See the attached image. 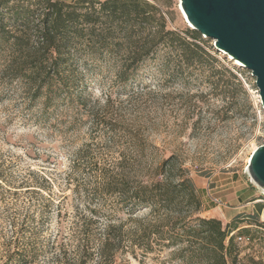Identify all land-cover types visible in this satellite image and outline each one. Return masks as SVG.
Returning a JSON list of instances; mask_svg holds the SVG:
<instances>
[{
  "label": "rangeland",
  "instance_id": "1",
  "mask_svg": "<svg viewBox=\"0 0 264 264\" xmlns=\"http://www.w3.org/2000/svg\"><path fill=\"white\" fill-rule=\"evenodd\" d=\"M178 1L161 0L168 3L163 8L169 11V27L192 28ZM202 38L221 64L238 66L214 48L213 39ZM165 51L158 50L122 77L120 53L81 49L70 59L67 83L44 102L27 88L24 77L11 71L10 50L0 42V170L11 186L25 185L21 182L26 180L53 197L48 216L39 223L40 234L48 236L68 232L79 211L95 207L104 217L121 204L115 194L96 189L100 168L124 158L146 178L161 160L172 157L193 181L203 211L244 204L235 232L250 234L252 242L237 243L235 264H264V194L258 188L254 202L243 195L253 184L246 171L248 159L264 136L254 77L248 70V78L238 74L242 87L234 79L224 84L208 70L179 65ZM13 200H0V236L11 235L13 212L25 211L24 196ZM259 204L263 208L257 213ZM124 208L118 212L122 220L127 216ZM203 211L199 215L207 217ZM146 212L140 209L138 214ZM172 250L136 247L133 253H121L117 263L197 264Z\"/></svg>",
  "mask_w": 264,
  "mask_h": 264
},
{
  "label": "trees",
  "instance_id": "2",
  "mask_svg": "<svg viewBox=\"0 0 264 264\" xmlns=\"http://www.w3.org/2000/svg\"><path fill=\"white\" fill-rule=\"evenodd\" d=\"M165 3L0 0V42L10 50L11 71L24 77L27 88L44 102L67 83L70 59L81 49L120 53L122 77L164 49L179 65L208 70L224 84L234 79L242 87L238 74L248 78V70L221 64L197 30L170 28L169 11L163 8L169 0ZM135 170L124 158L100 168L96 189L115 194L121 204L104 217L95 207L79 211L68 232L57 230L48 236L40 234L39 223L48 216L53 197L26 180L21 182L25 185L11 186V179L0 170V200L14 202L20 196L27 200L24 212L11 215V235L0 236V264H129L117 263L118 256L125 251L133 253L136 247L152 251L155 246L174 248L173 253L186 262L236 263L235 237L247 234L235 232L242 218L239 214L225 224L199 215L203 208L194 183L185 169L172 163V157L161 160L146 178ZM122 206L125 220L118 216ZM262 208L259 204L257 213ZM140 209H147L146 214L140 216Z\"/></svg>",
  "mask_w": 264,
  "mask_h": 264
},
{
  "label": "water",
  "instance_id": "3",
  "mask_svg": "<svg viewBox=\"0 0 264 264\" xmlns=\"http://www.w3.org/2000/svg\"><path fill=\"white\" fill-rule=\"evenodd\" d=\"M184 18L216 50L237 60L254 77L264 112V0H179ZM250 181L264 191L263 143L246 166Z\"/></svg>",
  "mask_w": 264,
  "mask_h": 264
},
{
  "label": "crops",
  "instance_id": "4",
  "mask_svg": "<svg viewBox=\"0 0 264 264\" xmlns=\"http://www.w3.org/2000/svg\"><path fill=\"white\" fill-rule=\"evenodd\" d=\"M69 1V0H67ZM258 188L254 184L248 185L247 188H244L243 195L245 196V199L252 200L250 202H254L255 195H257ZM241 197V193L237 195V198ZM238 201V200H237ZM244 204L238 201L232 202L230 206L221 208V207H215L213 208H207L203 211L204 215H207V217H216L220 219L222 222H227L235 215L239 214L241 212L240 207H242Z\"/></svg>",
  "mask_w": 264,
  "mask_h": 264
},
{
  "label": "built area",
  "instance_id": "5",
  "mask_svg": "<svg viewBox=\"0 0 264 264\" xmlns=\"http://www.w3.org/2000/svg\"><path fill=\"white\" fill-rule=\"evenodd\" d=\"M262 193L264 194L263 191H262ZM216 200H218V199H216ZM233 232H231L230 234H232ZM235 240L238 244H249L252 242V237L250 235H247V234H239V235H236Z\"/></svg>",
  "mask_w": 264,
  "mask_h": 264
},
{
  "label": "bare ground",
  "instance_id": "6",
  "mask_svg": "<svg viewBox=\"0 0 264 264\" xmlns=\"http://www.w3.org/2000/svg\"><path fill=\"white\" fill-rule=\"evenodd\" d=\"M180 10V9H179ZM182 13V12H181ZM183 15V14H182ZM227 55V54H226ZM228 57L231 59V60H234V59H232V57L231 56H229L228 55ZM237 64H240L237 60H234ZM261 190V189H260ZM263 191V190H262ZM264 192V191H263Z\"/></svg>",
  "mask_w": 264,
  "mask_h": 264
}]
</instances>
